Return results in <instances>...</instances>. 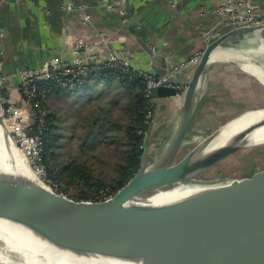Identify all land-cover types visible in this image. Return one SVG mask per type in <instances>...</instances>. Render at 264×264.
I'll return each instance as SVG.
<instances>
[{
  "label": "water",
  "instance_id": "obj_1",
  "mask_svg": "<svg viewBox=\"0 0 264 264\" xmlns=\"http://www.w3.org/2000/svg\"><path fill=\"white\" fill-rule=\"evenodd\" d=\"M260 29L240 26L223 32L206 44L194 65L165 64L164 57L143 45L148 70L157 77H166L163 85L150 88L149 102L158 107L160 99L182 97L177 125L161 163L147 166L144 150L138 171L114 195L100 201L74 200L56 193L41 179L49 191L22 179L3 177L0 219L19 223L53 246L77 255L141 264H264V168L231 180L203 183L197 179L242 147L264 145V136L259 145L244 143L248 135L264 127V119L222 146L203 154L199 143L170 163L186 141L199 81L214 50L233 36ZM96 46L87 53L98 51ZM114 55L129 59L124 54ZM184 67L190 75L181 86L172 71L179 68L180 72ZM257 110L264 107L248 111ZM0 127H4L1 120ZM222 127L205 141L217 137ZM8 137L18 149L13 137ZM180 184L197 185L201 190L162 205H130L157 189L169 190Z\"/></svg>",
  "mask_w": 264,
  "mask_h": 264
},
{
  "label": "crops",
  "instance_id": "obj_2",
  "mask_svg": "<svg viewBox=\"0 0 264 264\" xmlns=\"http://www.w3.org/2000/svg\"><path fill=\"white\" fill-rule=\"evenodd\" d=\"M65 1L0 0V75L5 76L0 93L17 108L23 107L19 72L38 68L52 57L69 62L77 41L86 45L84 53L88 46L97 45L98 51L89 54L102 59L124 54L131 67L149 71L143 45L164 57L165 64L184 63L205 48V31L235 28L230 23L219 27L213 12L217 0H126L122 17L109 7L115 0H71L89 13L91 19L85 25L77 11L61 8ZM254 1L258 13L264 16V0ZM222 48L230 53L226 55L229 61L207 64L197 88L189 131L201 128L210 132L211 127L220 126L239 112L252 110L251 99L244 97L250 87L264 93V30L233 36ZM186 69L178 75L181 86L190 73ZM231 84L239 87L234 89L236 93H231ZM181 98L160 99L159 106H154V121L146 140L151 145L147 157L155 155L158 144L166 147L172 137ZM217 100L220 102L216 105ZM261 107L264 105L257 106Z\"/></svg>",
  "mask_w": 264,
  "mask_h": 264
},
{
  "label": "trees",
  "instance_id": "obj_3",
  "mask_svg": "<svg viewBox=\"0 0 264 264\" xmlns=\"http://www.w3.org/2000/svg\"><path fill=\"white\" fill-rule=\"evenodd\" d=\"M145 88L144 80L132 72L105 68L100 74H89L82 81L75 83L72 88L64 89L58 86L55 81L46 82L37 96L36 108L38 110L39 104L43 106L41 100L50 91L67 95L70 93L79 94L78 99L82 101L74 102L77 106L76 111L82 106H89V109L81 117L82 119L76 124L79 132L77 145L80 146L81 152L84 150L93 151L97 146L102 145L115 148L120 155V160L115 164L117 177L108 185L109 190L105 191L103 195H114L140 167V156L144 151L145 135L149 129L147 115L150 114L152 118L155 111V107L146 96ZM20 109L26 112L30 111L24 105ZM115 109L119 112L120 118L115 117ZM49 116L51 115L47 114L44 117L46 120L45 130L42 135V161L45 170L52 168L50 149L61 137L56 133L57 126L53 123L54 117L49 119ZM29 125L27 130L32 132V128L36 126L35 120H30ZM67 168L70 169V176L79 180L89 192L87 194V192L81 191L75 198L76 200H95L97 196L103 197L98 192L107 187L103 181L94 179L87 171L82 173L81 168L74 163ZM60 171L62 172L63 169L61 168ZM53 174L57 177V174L54 172ZM72 182L66 181V184Z\"/></svg>",
  "mask_w": 264,
  "mask_h": 264
},
{
  "label": "rangeland",
  "instance_id": "obj_4",
  "mask_svg": "<svg viewBox=\"0 0 264 264\" xmlns=\"http://www.w3.org/2000/svg\"><path fill=\"white\" fill-rule=\"evenodd\" d=\"M226 0H217L216 5L214 7V14L216 15L218 21H221V16H219L215 12V8L225 6ZM81 16V23L85 25L91 19L85 21L83 20V15L89 13L83 8L82 12H78ZM90 16V15H89ZM241 23H238L236 27H240ZM224 26H222L223 28ZM264 30V23L260 25ZM211 31L213 34L217 31V28ZM210 31H205V37H207ZM221 31V30H220ZM224 31H222L223 33ZM214 37L206 38L204 41L206 44L212 40ZM199 52L194 53L198 54ZM193 56V55H192ZM191 56V57H192ZM187 62V61H186ZM186 62L180 63L183 66L186 65ZM180 70H173L172 74L179 75ZM190 75V73H189ZM235 84V83H234ZM231 93L235 92L234 89H238L239 87H235L231 84ZM225 91V90H222ZM236 93V92H235ZM79 94H72L69 95L63 93H55L50 91V93L41 100L43 106L39 104V110L43 113L44 117L47 114H50L49 119L54 117L53 123L57 126L56 133L59 134L61 137L55 142V146L50 149L52 153V159L50 164L52 168H48L45 170V177L44 179L54 184L59 191L62 192L63 195L76 200L75 198L80 194V192H87L88 189L83 186V184L76 180L75 177L70 176V169L69 167L72 163L78 165L81 168L82 173L87 171L94 179H98L104 182L107 185L106 189L98 191L101 193L104 198L105 196H112L111 194L103 195L105 191L109 190L108 185L117 177V171L115 169V164L120 160V155L117 153L115 148L113 147H105L99 145L96 149L92 150H84L81 152L80 146L77 145L78 135L79 132L77 131V122L81 120L84 113L89 109V106H82L78 111H76L77 106H75L74 102L82 101L78 99ZM247 97V101L251 99L252 101V109L257 108V106L264 105V93L259 92L256 87H250L244 93V97ZM220 101L217 100L216 105ZM38 103V102H37ZM13 104V103H12ZM11 103H7L3 101V96L0 93V120L2 121L3 125L7 128L8 134L12 136L10 133V127L12 126V119L10 116L5 112L7 106H11ZM224 105V103H221ZM12 108H15L14 106ZM19 108V107H18ZM17 108V109H18ZM20 109V108H19ZM22 110V109H21ZM247 111V110H246ZM245 111H242L239 114L234 115L224 123H220L221 125L218 127H211L210 132L202 131L201 128H194L191 129L186 136V141L183 143L177 154L171 160L170 163H174L186 153H188L193 147L199 144L202 140L206 139L210 134L218 130L220 127L228 123L229 121L235 119ZM153 114V113H152ZM115 117H121L117 109L114 110ZM149 120V129L145 136H147L152 123L154 121V116ZM46 121V120H45ZM9 127V128H8ZM147 137H145V145L144 150L148 151V148L151 147L150 143L146 141ZM17 148L19 149L18 145ZM157 151L154 152V157H147V166H155L163 160V153L164 149L161 144L157 145ZM149 158V159H148ZM154 158V160H153ZM71 163V164H69ZM69 164V165H67ZM66 167V168H64ZM31 168V167H30ZM63 169L61 172L60 169ZM261 168H264V145L259 146H247L242 147L239 149L235 154L229 156L225 160L221 161L217 165L211 167L210 169L204 171L203 173L197 176V179L201 180L203 183H210L213 181H224V180H231L235 178H240L243 176H247L252 174V172L257 171ZM53 172L57 174V177L54 176ZM61 174H60V173ZM39 179L41 176L38 175ZM66 181H73L70 184H66ZM96 192L97 194H99ZM89 192H87L88 194ZM108 196L106 198H108ZM109 196V197H110ZM97 196L96 198H98Z\"/></svg>",
  "mask_w": 264,
  "mask_h": 264
},
{
  "label": "built area",
  "instance_id": "obj_5",
  "mask_svg": "<svg viewBox=\"0 0 264 264\" xmlns=\"http://www.w3.org/2000/svg\"><path fill=\"white\" fill-rule=\"evenodd\" d=\"M126 0H115L113 5H110L111 10H117L118 14L122 17L125 12ZM61 8L65 11H77L82 12L83 6L80 4H74L71 0H66L62 4ZM215 12L221 16V21H218L219 27L225 26L228 23L240 26H260L264 23V16L257 11V4L254 0H226L225 6H219L215 8ZM90 16L83 15V20H89ZM222 34V31L217 30L213 34L211 31L206 38L218 37ZM206 35V34H205ZM1 36V33H0ZM213 38V39H214ZM83 41H77L73 49V58L66 63H63L59 58L52 57L43 62V64L35 69H24L19 72V90L21 96V102L25 108L30 111H23L17 109L12 102L3 98L4 102L11 103V106H7L5 112L10 116L12 126L10 127V133L19 149L26 154V158L29 161L31 169L41 176V180L45 182L53 191L58 192V188L51 182L44 179L45 167L42 161V147H43V131L45 130V120L43 113L36 108L37 96L44 88L46 82L55 81L58 86L67 89L72 88L75 83L82 81L91 73L100 74L105 69H117L123 72H132L139 78L143 79L146 85V96L150 92V88L158 87L164 84L166 77H157L149 71L137 70L130 65L129 59H123L116 55H108L106 58H99L96 55L84 53L83 49L86 48ZM94 45L88 46L89 50ZM2 55V48L0 45V56ZM201 52L193 55L186 65H194ZM58 67H60L58 69ZM5 80V76L0 75V87ZM35 120L36 126L33 131L29 132L27 128L30 126V120ZM147 119H151V115H147ZM22 153V154H23ZM103 198V199H102ZM98 197L91 201H100L106 198ZM99 199V200H98Z\"/></svg>",
  "mask_w": 264,
  "mask_h": 264
},
{
  "label": "bare ground",
  "instance_id": "obj_6",
  "mask_svg": "<svg viewBox=\"0 0 264 264\" xmlns=\"http://www.w3.org/2000/svg\"><path fill=\"white\" fill-rule=\"evenodd\" d=\"M223 44L219 45L214 50L209 60L210 62L229 61V57H226V55H229L230 53H226L224 51L222 48ZM235 59L237 60L238 58ZM263 119L264 110L245 111V113H242L235 119L226 123L218 131L217 137L213 140H202L199 144L201 153H207L228 143L230 139H232L231 137H234L237 133L241 132L249 125L262 121ZM263 136L264 127L256 130L251 135H248L246 139H244V143L259 145L263 143V141H261V137ZM22 153L23 152L20 149L15 148L13 141L8 137L7 128L5 126L0 127V179L3 177L8 179H22L27 181L29 185L31 184L37 188L49 191L48 188L39 180L38 174L30 168L29 161L26 158L27 152L26 154ZM200 190L201 188L197 185L187 184H180L169 190L166 188H160L144 198L142 197L141 199H137L139 201L131 202L130 205H162L181 200L199 192ZM0 264L141 263L140 261L122 260L99 255H77L53 246L48 241L36 235L30 229L19 223L12 222L7 219H0Z\"/></svg>",
  "mask_w": 264,
  "mask_h": 264
}]
</instances>
